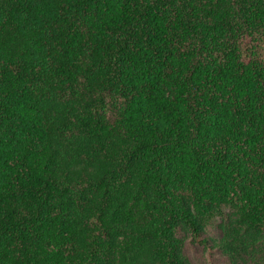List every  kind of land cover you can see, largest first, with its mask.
<instances>
[{"label": "trees", "instance_id": "trees-1", "mask_svg": "<svg viewBox=\"0 0 264 264\" xmlns=\"http://www.w3.org/2000/svg\"><path fill=\"white\" fill-rule=\"evenodd\" d=\"M0 264H264V0H0Z\"/></svg>", "mask_w": 264, "mask_h": 264}, {"label": "rangeland", "instance_id": "rangeland-1", "mask_svg": "<svg viewBox=\"0 0 264 264\" xmlns=\"http://www.w3.org/2000/svg\"><path fill=\"white\" fill-rule=\"evenodd\" d=\"M187 250H188L189 252L191 251L189 248H187ZM189 254H190V253H189ZM189 257L191 258V257H192V254H190ZM218 260L224 263V261H223L220 257H218Z\"/></svg>", "mask_w": 264, "mask_h": 264}]
</instances>
